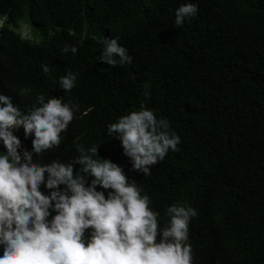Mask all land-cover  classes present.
I'll return each instance as SVG.
<instances>
[{"label": "trees", "instance_id": "trees-1", "mask_svg": "<svg viewBox=\"0 0 264 264\" xmlns=\"http://www.w3.org/2000/svg\"><path fill=\"white\" fill-rule=\"evenodd\" d=\"M186 3L196 4L198 12L178 28L175 11ZM25 9L33 31L51 29L53 41L70 26L83 37L76 56L82 62L75 64L80 85L63 91L79 105L76 118L59 146L40 154L32 150L34 136L15 131L22 158L67 164L80 155L77 145L98 147L95 159L130 158L108 125L142 106L153 110L181 142L151 171L168 170L181 200L233 211L227 222L198 229L196 262L264 264V0H0V94L13 96L27 112L39 95L47 100L61 90L51 50L9 29ZM114 21L124 23L121 40L136 55L130 64L110 67L99 57ZM5 151L0 141V154ZM141 176L133 178L140 182ZM161 187L166 196L159 212L173 201L170 188ZM40 190L50 193L44 185ZM168 223L166 217L159 227Z\"/></svg>", "mask_w": 264, "mask_h": 264}, {"label": "clouds", "instance_id": "clouds-1", "mask_svg": "<svg viewBox=\"0 0 264 264\" xmlns=\"http://www.w3.org/2000/svg\"><path fill=\"white\" fill-rule=\"evenodd\" d=\"M197 12L194 3L181 5L175 11V26L186 25ZM3 22L1 17L0 26ZM17 26L9 29L19 38L51 50L61 93L47 100L39 95L36 107L27 112L14 104L13 96L0 94V141L6 149L0 154V264H198L195 254L202 247L198 229L227 222L233 211L181 200L179 183L168 170L151 171L169 150L179 151L181 142L169 122L157 119L153 110L142 106L108 125V134H116L130 158L115 163L95 159L98 147L86 151L82 145H77L80 155L67 164L54 159L40 165L31 162L30 154L22 158L15 131L23 128L25 137L34 136L32 150L40 154L58 147L61 133L76 118L79 105L71 104L63 91L80 85L75 64L82 62L76 56L83 32L70 26L53 41L51 29L34 31L39 35L36 40L22 36ZM125 34L122 21L108 25L102 63L113 67L132 63L136 54L121 40ZM42 67L47 74L49 68ZM134 174L142 175L140 182ZM88 177L92 178L87 186ZM41 185L50 193L44 194ZM161 185L170 188L173 201L159 212L156 206L166 196ZM166 217L168 225L160 228Z\"/></svg>", "mask_w": 264, "mask_h": 264}, {"label": "rangeland", "instance_id": "rangeland-1", "mask_svg": "<svg viewBox=\"0 0 264 264\" xmlns=\"http://www.w3.org/2000/svg\"><path fill=\"white\" fill-rule=\"evenodd\" d=\"M15 30L18 33L22 34V36L24 37L36 40L39 39V35L37 33H34L32 29L26 9L24 10L22 17L19 19L18 26Z\"/></svg>", "mask_w": 264, "mask_h": 264}]
</instances>
